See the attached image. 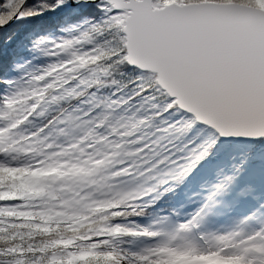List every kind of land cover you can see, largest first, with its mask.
<instances>
[{"label": "snow or ice", "instance_id": "snow-or-ice-1", "mask_svg": "<svg viewBox=\"0 0 264 264\" xmlns=\"http://www.w3.org/2000/svg\"><path fill=\"white\" fill-rule=\"evenodd\" d=\"M25 2L4 0L0 9L8 10L10 19ZM88 2L98 15L90 18L83 42L96 47L97 59L108 57L131 69L167 117L162 123L169 127L151 143L145 141L136 170L156 205L181 189L184 204L178 210L197 205L182 217L178 232L190 231L206 213L230 214L241 198L250 201V213L264 215V0ZM33 14L38 13L26 15ZM24 16L21 12L19 18ZM25 171L0 166V173ZM24 215L0 208V220ZM139 234L157 235L147 230ZM7 253L15 256L17 249L9 247ZM114 253H81L77 258L95 264H195L194 257L204 259L195 246L173 247L170 241L139 253ZM4 255L0 249V257ZM0 264L7 262L0 259ZM15 264L24 261L17 258Z\"/></svg>", "mask_w": 264, "mask_h": 264}, {"label": "rangeland", "instance_id": "rangeland-1", "mask_svg": "<svg viewBox=\"0 0 264 264\" xmlns=\"http://www.w3.org/2000/svg\"><path fill=\"white\" fill-rule=\"evenodd\" d=\"M70 44L54 45L51 53L59 61L52 64L54 69H57L59 64L67 66L70 62L63 61L57 58L60 53H66ZM70 55V54H69ZM69 55H67L69 57ZM73 56V55H72ZM67 57V58H68ZM70 58V57H69ZM46 64V63H45ZM36 66V68H38ZM33 68V69H36ZM63 68H60L62 70ZM30 73L24 79V83L31 81L34 87L28 89L32 93L30 98H34L35 93L43 90L42 84H38V75L34 73L31 67L28 68ZM26 70V74L29 72ZM52 72V71H51ZM25 74V73H24ZM16 86V85H15ZM13 86L12 88H15ZM11 92L6 93L2 100L5 104L6 97L9 98ZM52 97L48 98L51 102ZM45 101H41V104ZM114 111L103 115L107 120H120L123 122L131 118L139 121L142 132H133L129 135L127 141L120 137L121 143L117 147H124L128 144V151L121 153L123 159L117 158L111 162V167L123 174L125 179L136 178L139 183V188L136 194L129 197L123 203H116L114 200H107L100 203H94V212H83L77 210L76 206L69 199L67 202L58 199L55 195L47 196L46 193L51 190L55 183L53 177L60 176L62 168L48 167L45 168L46 160L40 157H33V141L36 134H29L21 137L19 141L12 139L6 134L7 129L4 126L3 117H0V166L12 169H25L26 171L16 172L14 174L0 173L4 179L0 180V208L12 210L15 212L26 213L24 216L4 217L0 220L3 231L0 232L1 238L20 239V242L11 246L17 249L15 256L9 255L7 249L5 255L0 257L4 259L7 264H15V259L19 258L24 261V264H95V261L89 259H79L81 253H93L96 256H102L108 253L116 255L123 253H139L163 242L170 241L173 247L193 245L199 250L200 256L210 260V257L218 254L222 247L226 249L231 248V261L229 264H237V259L240 260L242 253L239 249V244L244 238H248L249 242L244 250L245 256L250 260V264L258 259L264 258V236L259 235L264 231V215H253L249 212L251 205L250 201L241 198L233 207L232 212L228 215H221L215 211L206 213L202 216L198 223L207 221L212 223L206 231L193 230L179 231L178 228L181 223H184L183 216L186 212L191 211L197 205L191 204L189 208L178 210V207L184 204V192L180 195L178 200L174 203L171 215H164V212L156 213L150 217L136 218V219H119L118 214H122L123 207L127 204L133 206L142 205L144 203L150 204L153 195L145 189L149 187L147 183L141 178V174L137 172L136 165L142 164V157L145 155L144 149L148 143H151V138L157 136L164 128L169 127L163 124L162 121L167 119L166 115H162L157 109V103L154 100L143 101L135 99L131 103L125 102ZM39 105L33 103L32 108L36 109ZM34 117L32 112H29L23 117V122L38 119ZM17 124L9 125L11 130L17 128ZM100 136V142L115 139L119 133L109 135L105 131V126L97 125ZM27 140L28 146L21 147L24 141ZM47 147V146H46ZM90 150L92 145L87 146ZM109 159L112 158L111 148H109ZM133 157L135 163L128 157ZM27 157V161L23 160ZM100 161H93L99 163ZM61 165L67 161H61ZM55 169V171H52ZM43 170L44 175L38 177H31L28 173L32 171L40 172ZM247 179V177H245ZM259 182V176L256 177ZM66 187V186H65ZM195 196V193L192 194ZM218 203V202H217ZM12 205L14 208L9 207ZM95 213V215H94ZM166 217V218H165ZM174 217L177 220L174 221ZM88 222L93 223L89 226V231L75 232L72 237L60 238L51 243H24L22 238H25L36 232L44 231L48 228H59L82 225ZM152 225L149 229L146 224ZM116 229H120L116 232ZM156 232V236H144L139 233L143 231ZM128 233H136L131 235ZM255 236V237H254ZM175 237V238H173ZM219 243V245H217ZM214 247H217L214 249ZM107 249V250H105ZM209 254V255H208ZM219 255V254H218ZM240 264H243L240 260Z\"/></svg>", "mask_w": 264, "mask_h": 264}, {"label": "trees", "instance_id": "trees-1", "mask_svg": "<svg viewBox=\"0 0 264 264\" xmlns=\"http://www.w3.org/2000/svg\"><path fill=\"white\" fill-rule=\"evenodd\" d=\"M3 3L4 0H0V4ZM15 3L19 5L20 0H15ZM30 11L38 14L26 15ZM0 12L4 14V22L0 24V101L6 93L14 90L12 87L17 82L24 83V79L31 71L28 70L29 67L38 75V84L41 83L43 86L42 91L35 93L34 98H30L33 100L46 96L50 90L53 98L51 102L64 103L69 91L83 90L85 85L87 98L84 103L94 105V112L102 110L105 115L126 104L125 102L131 103L135 99L153 100L150 93L144 91L136 82L131 69L118 65L115 60L108 57L97 59L96 47L83 42V34L90 29V18L98 15L96 8L88 0L78 2L64 0L62 5L57 4V0H26L23 7L14 12L10 19L8 10L0 9ZM21 12L25 13L23 18H19ZM93 42L96 43V37H93ZM98 43L103 44V41ZM59 44L71 45L66 53L57 55L58 59L70 62L65 67L59 64L57 69H54L52 64L56 65L59 61L52 53L46 54L48 51L51 52L54 45ZM26 70L29 71L27 74ZM104 72L110 75H101ZM83 106V103L80 104L81 108ZM39 118L33 121H38ZM40 130H44L43 125H40ZM182 193L183 189L176 194H170L158 205L154 196L149 201L150 204L137 206L127 204L117 218L136 219L161 212L170 213V209ZM93 223L96 222L93 221L91 224L85 221L74 228L71 226L48 228L21 240L24 243H51L60 238L72 237L75 232L89 231V226ZM19 242L20 239L1 238L0 249H7Z\"/></svg>", "mask_w": 264, "mask_h": 264}, {"label": "clouds", "instance_id": "clouds-1", "mask_svg": "<svg viewBox=\"0 0 264 264\" xmlns=\"http://www.w3.org/2000/svg\"><path fill=\"white\" fill-rule=\"evenodd\" d=\"M101 75L110 73L104 72ZM30 87H34L31 82L28 84L17 82L9 95L10 103L0 101V117H3L6 134L12 139L19 141L27 132L36 133L32 155L46 160L45 168L53 166L62 168L64 175L58 174L52 178L55 183L46 195H55L66 202L70 199L77 210L83 212H94V203L107 200L123 203L135 195L139 188L136 178L125 179L123 174L118 173L110 165L117 158L123 159L120 154L128 151L127 143L124 147H117L121 143L120 137L127 141L131 133L142 132L140 122L131 118L123 122L116 119L107 120L102 110L94 112V105L84 103L87 98V85L83 90L69 91L64 103L48 102V97L52 95L50 90L46 96L30 99L32 96L28 91ZM61 97L63 98V94ZM41 99L45 103L41 104ZM33 103L39 107L33 109ZM82 103L83 108L80 107ZM29 112H32L34 117H40L39 120L23 122V117ZM13 123L18 125L14 131L9 128ZM40 125L44 126V130H40ZM97 125L105 126V131L109 135L116 133L119 135L113 140L105 138L104 142H100ZM88 145H92L90 150ZM26 146L27 140L21 147ZM109 148L112 153L111 160L108 155ZM27 159L23 158L25 162ZM128 159L135 163L133 157L130 156ZM61 161L67 163L61 165ZM146 226L149 229L152 227L150 223Z\"/></svg>", "mask_w": 264, "mask_h": 264}, {"label": "bare ground", "instance_id": "bare-ground-1", "mask_svg": "<svg viewBox=\"0 0 264 264\" xmlns=\"http://www.w3.org/2000/svg\"><path fill=\"white\" fill-rule=\"evenodd\" d=\"M9 207L14 208L12 205H9ZM249 207H251V205H249ZM255 237V236H254ZM249 242L248 238H244L243 241L240 242L239 244V249L240 252L242 253V257H240V260L242 261L243 264H250V260L247 256H245V252L246 250H244L243 248H245L247 246ZM217 245H219V243H217ZM217 247H214V249H216ZM231 248L226 249L225 246L222 247L221 251L219 250L218 254H216L213 257H210V260H206V258L204 259H200L199 256L194 257L193 260L195 261V264H222V262H226V264H229V262L231 261ZM209 255V254H208ZM258 259H255V261H253L252 264H264V258L263 257H257Z\"/></svg>", "mask_w": 264, "mask_h": 264}]
</instances>
